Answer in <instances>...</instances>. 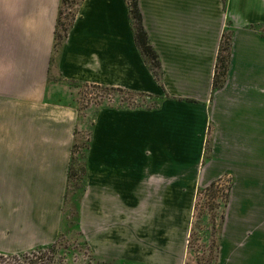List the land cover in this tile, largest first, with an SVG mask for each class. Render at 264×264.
<instances>
[{"label":"crops","instance_id":"crops-1","mask_svg":"<svg viewBox=\"0 0 264 264\" xmlns=\"http://www.w3.org/2000/svg\"><path fill=\"white\" fill-rule=\"evenodd\" d=\"M58 6L0 0V255L58 238L76 82L169 97L157 109L94 117L79 207L94 258L189 264L197 191L229 178L215 264H264V0H138L161 84L136 46L126 0H83L50 68ZM224 31L229 67L212 92Z\"/></svg>","mask_w":264,"mask_h":264},{"label":"trees","instance_id":"trees-1","mask_svg":"<svg viewBox=\"0 0 264 264\" xmlns=\"http://www.w3.org/2000/svg\"><path fill=\"white\" fill-rule=\"evenodd\" d=\"M128 5V14L130 18V23L132 31L134 34V39L136 46L142 56L144 63L146 64L148 70L152 73L156 82L161 84L162 79V70L158 55L153 50L148 40L147 34L142 26V17L138 6V0H126ZM83 0H59L58 12L55 23L54 31V43L52 54L50 58V68H56L59 62L63 44L67 38V34L72 27V24L76 18L78 10L82 5ZM66 12V13H65ZM232 31H224L221 42L219 45L216 64L213 76L212 92L219 90L223 87L230 60V43H231ZM71 85L81 87L82 89H90L94 92L110 94L111 92H116L118 94L128 95L131 99H121L111 103L109 100L96 102L95 105L98 107L91 118V124L89 128L88 137L83 142H78L79 129H75L73 143L71 147L70 161L67 170V179H66V188L63 199L62 215L60 220V233L57 240L50 245L37 247L36 249L16 254L8 255L7 258H23L29 259V256H35L38 253H41L44 250L54 251L55 246L58 244L61 236L65 233H69L72 229L79 230V207L80 202L85 194L86 189V175H87V156L91 144L93 120L99 109L102 108H111L117 110H132V109H141V110H152L157 109L161 105L164 99L169 98L168 95L164 97H154L146 95L144 93H135L126 91L120 88L105 87L99 85H89L85 83H76L70 82ZM132 97H139L142 100L147 99L152 103V106L142 107L141 101L137 103ZM136 103V104H135ZM78 111V123L81 120V112ZM212 128L209 127L207 133V139L204 150V162L211 158V131ZM215 183L210 184L207 189H198L197 197L202 193H206L214 188ZM220 199L222 200V212L219 217L218 226L212 225L213 228L218 227V234H220V227L225 220V208L228 203L229 193L226 192L220 194ZM196 209V207H195ZM193 228V223H192ZM192 231V230H191ZM80 232V230H79ZM81 234V233H80ZM85 243V242H84ZM213 249L215 251L214 259L217 258V249L218 243L215 241L213 244ZM3 257L0 255V258ZM2 259V258H1Z\"/></svg>","mask_w":264,"mask_h":264},{"label":"rangeland","instance_id":"rangeland-1","mask_svg":"<svg viewBox=\"0 0 264 264\" xmlns=\"http://www.w3.org/2000/svg\"><path fill=\"white\" fill-rule=\"evenodd\" d=\"M70 87L74 93V104L76 108L80 110L82 117L79 121L78 142H83L88 137L91 118L94 111L98 108L95 105L96 102L98 103L104 100H109L113 103L114 101L121 99H131L128 95L118 94L116 92L103 94L94 92L88 88L82 89L81 87L71 84ZM132 98L135 99L137 103L141 101V106L144 108L152 106V103L147 99L142 100L139 97ZM211 131L213 132V128ZM212 183H215L214 188L206 193H202L199 197L196 195L195 198L192 216L193 228L188 240L189 254L186 260V263L189 264L216 263L214 259L215 251L213 249V244L218 237V229L213 228L212 225L214 224L217 226L219 223V217L222 212V200L219 196L220 194L225 193L226 190L230 193L231 181L229 178L218 179L199 189H207ZM79 230L75 228L69 233L63 234L58 244L55 246L54 251L44 250L35 256H29V259L16 258L15 260L12 258L1 257L0 264H115L94 258Z\"/></svg>","mask_w":264,"mask_h":264}]
</instances>
